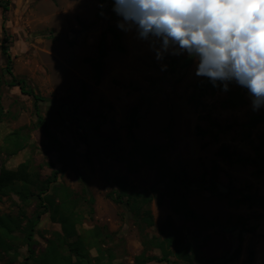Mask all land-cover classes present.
Returning a JSON list of instances; mask_svg holds the SVG:
<instances>
[{
    "label": "rangeland",
    "instance_id": "374dc122",
    "mask_svg": "<svg viewBox=\"0 0 264 264\" xmlns=\"http://www.w3.org/2000/svg\"><path fill=\"white\" fill-rule=\"evenodd\" d=\"M110 7L103 9L106 19L99 15L98 0H0V168L15 170L28 162L42 180L57 173L51 187L72 192L82 218L78 232H100L101 248L114 256V264H135L141 255L153 258L148 264H169L164 261L170 250L167 219L190 245L194 263L225 259L239 246L240 256L231 264H264L259 204L264 201V109L253 112L245 90L235 85L224 93L195 77V64L186 56L156 61L146 43L116 28ZM109 27L120 35L124 53L108 34L97 74L98 42ZM2 47L11 57L13 75L45 99L38 108L53 139L36 127L33 99L8 86ZM162 63L168 64L166 71ZM134 108L139 111L135 138L162 148L163 162L148 165L142 152H133L127 129ZM14 132L27 143L7 157L1 147ZM222 150L231 161L220 155ZM130 162L138 165L137 173L128 170ZM165 171L175 181L159 178ZM114 181L151 197L152 226L141 213L134 215L108 198L119 192ZM38 202L2 197L0 216L31 218ZM179 205L197 221L174 213ZM55 232L60 226L49 214L42 216L33 233L35 255ZM14 236L13 250H0V264H33L21 235ZM90 255L95 258L96 251Z\"/></svg>",
    "mask_w": 264,
    "mask_h": 264
},
{
    "label": "trees",
    "instance_id": "16d2710c",
    "mask_svg": "<svg viewBox=\"0 0 264 264\" xmlns=\"http://www.w3.org/2000/svg\"><path fill=\"white\" fill-rule=\"evenodd\" d=\"M7 11V8H3ZM109 15L115 16L111 12ZM110 34L113 40L117 43L116 50L119 53H124V48L120 44V35L111 27L107 28L100 37L98 42V63L94 65L96 73L101 72V61L105 59L107 46V35ZM2 55L5 58L4 72L10 78L9 87L18 88L19 91L34 101V110L37 117L36 127L43 132L46 139H53L50 133L48 124L40 115L38 105L44 103L45 99L37 93L29 89L22 79H17L12 72V61L5 47H2ZM176 61L170 63V71L174 72ZM211 85V84H210ZM210 87V86H209ZM139 111L137 108L132 110L127 129V137L133 144V152H142L145 162L148 165H154L163 162L159 157L164 150L160 147H147L140 143L134 136V130L138 126ZM0 112V122L2 120ZM264 118V115H263ZM26 138H23L14 132L8 135L2 144V151L7 157L16 156L23 151L26 146ZM264 147V141H263ZM229 161L230 157L225 150L220 152ZM128 170L132 173L138 172V165L134 162L128 164ZM57 173L46 180H42L39 173L31 170L30 164L25 162L19 165L15 170H8L4 166L0 168V198L13 195L23 204H28L32 198H36L39 202L36 206V211L31 218L21 215V218H12L10 216H0V250L10 252L13 250V243L16 240L15 233L21 235L23 244L27 247L28 259L33 264H114V256L108 251H103L101 246L103 236L96 230L79 233L77 227L81 226L82 218L75 211L77 201L73 199V194L64 186H53L56 183ZM159 178L175 181V176L170 171L159 172ZM119 189L118 194L109 195L108 198L117 205L125 204L130 213L139 215L141 213L142 220L148 226H152V216L147 208L151 203V197L146 193L128 192V190L120 183L113 182ZM172 190V188L170 187ZM92 204L93 200L90 199ZM260 206L264 209V201H261ZM173 212L182 216L186 220L197 221L194 213L186 208L185 205L174 206ZM49 214L50 221L60 226V232L52 234L51 239L47 241L45 249L38 255H35L33 247V233L36 226L39 224L41 217ZM24 224V225H23ZM168 229L171 235L166 240V246L169 250L168 254H164L165 260L169 264H179L178 262H169L167 255L174 256L176 260L182 261V264H198L192 261L189 254L190 245L185 241L182 234L171 224L170 219H167ZM165 244L160 243L158 247L165 253ZM96 251V257L92 258L90 251ZM241 250L238 246L233 253L222 260L212 261L206 260L204 264H231L240 256ZM252 257L249 254V259ZM153 258H148L141 255L135 259V264H148Z\"/></svg>",
    "mask_w": 264,
    "mask_h": 264
},
{
    "label": "clouds",
    "instance_id": "9594fccd",
    "mask_svg": "<svg viewBox=\"0 0 264 264\" xmlns=\"http://www.w3.org/2000/svg\"><path fill=\"white\" fill-rule=\"evenodd\" d=\"M107 4L116 28L146 43L156 61L186 56L195 77L224 93L235 85L253 112L264 109V0H98L106 19Z\"/></svg>",
    "mask_w": 264,
    "mask_h": 264
},
{
    "label": "water",
    "instance_id": "95a60500",
    "mask_svg": "<svg viewBox=\"0 0 264 264\" xmlns=\"http://www.w3.org/2000/svg\"><path fill=\"white\" fill-rule=\"evenodd\" d=\"M218 191L222 193V192H224V191H225V189H224V188H222V187H220V186H218Z\"/></svg>",
    "mask_w": 264,
    "mask_h": 264
}]
</instances>
